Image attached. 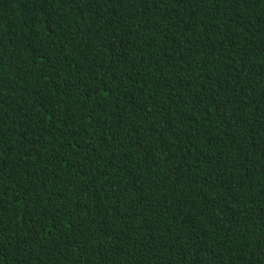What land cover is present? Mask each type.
Segmentation results:
<instances>
[{
	"label": "trees",
	"instance_id": "obj_1",
	"mask_svg": "<svg viewBox=\"0 0 264 264\" xmlns=\"http://www.w3.org/2000/svg\"><path fill=\"white\" fill-rule=\"evenodd\" d=\"M0 264H264V0H0Z\"/></svg>",
	"mask_w": 264,
	"mask_h": 264
}]
</instances>
